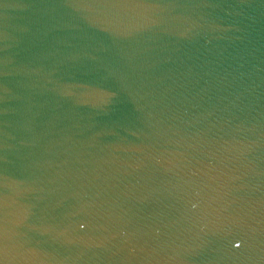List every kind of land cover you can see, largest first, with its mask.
I'll return each instance as SVG.
<instances>
[{
    "label": "water",
    "instance_id": "obj_1",
    "mask_svg": "<svg viewBox=\"0 0 264 264\" xmlns=\"http://www.w3.org/2000/svg\"><path fill=\"white\" fill-rule=\"evenodd\" d=\"M0 264H264V0H0Z\"/></svg>",
    "mask_w": 264,
    "mask_h": 264
}]
</instances>
